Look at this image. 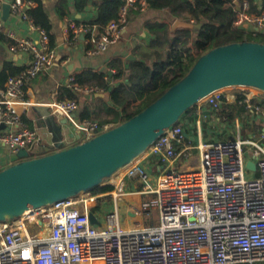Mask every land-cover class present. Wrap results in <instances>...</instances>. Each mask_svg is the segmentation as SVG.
I'll return each mask as SVG.
<instances>
[{
  "label": "built area",
  "instance_id": "2783aa9c",
  "mask_svg": "<svg viewBox=\"0 0 264 264\" xmlns=\"http://www.w3.org/2000/svg\"><path fill=\"white\" fill-rule=\"evenodd\" d=\"M7 2L0 0L3 32L2 9ZM147 3L125 0L118 17L102 32L96 25L75 23L64 31L75 38L83 37L91 54L99 56L122 39L130 26L131 11H142ZM10 6L18 15L24 1L13 0ZM235 12L236 27L253 36L264 32V8L258 12L245 0ZM22 21L28 37L16 41L10 50L27 55L28 65L10 75L5 89L0 90V140L16 159H7L0 171L17 163L21 150H26L30 158L41 157L84 143L112 127L95 120L81 121L79 103L71 99L47 105L54 116L72 124L74 133L70 137L57 140L53 132L42 135L24 124L19 107L30 105L24 87L53 68L56 52L46 31L36 26L30 15L22 12ZM69 84L77 94L89 97L104 90L98 85L81 86L75 76L69 78ZM237 90L243 92V103L250 112L248 125L255 117L264 123V107L258 105V100H264V92ZM229 95L231 98L208 96L205 105L215 113L230 99L236 104V96ZM190 118L185 115L169 128L127 169L111 192L100 193L103 197L110 195L112 202H105L97 210L110 206L114 209L102 218L95 209L94 214L69 199L1 222L0 264H264V129L256 134L246 129L238 117L229 124L212 116L209 129L217 128L215 135L224 133L229 139L202 142L198 169H170L193 149L195 141L186 132L192 123ZM154 161L164 164L156 174L152 171ZM250 161L256 164V172L247 168ZM247 172L254 176L248 177ZM126 180L139 187H126ZM122 204L128 206L125 208L132 221L120 216ZM136 218L140 220L139 228L133 222ZM144 218L149 224H144Z\"/></svg>",
  "mask_w": 264,
  "mask_h": 264
},
{
  "label": "water",
  "instance_id": "95a60500",
  "mask_svg": "<svg viewBox=\"0 0 264 264\" xmlns=\"http://www.w3.org/2000/svg\"><path fill=\"white\" fill-rule=\"evenodd\" d=\"M9 16L5 4L2 18L6 21ZM195 27L178 19L172 30ZM226 88L264 92L263 43L244 41L208 51L139 114L84 143L35 158L21 150L19 161L0 171V223L103 186L201 101ZM247 168L257 171L253 161Z\"/></svg>",
  "mask_w": 264,
  "mask_h": 264
},
{
  "label": "trees",
  "instance_id": "16d2710c",
  "mask_svg": "<svg viewBox=\"0 0 264 264\" xmlns=\"http://www.w3.org/2000/svg\"><path fill=\"white\" fill-rule=\"evenodd\" d=\"M36 4L30 17L36 26L43 28L50 39V46L55 47L58 41V33L55 31L50 18L49 8L45 0H23ZM80 1V0H78ZM243 0H148V4L153 10H165L173 18L188 23H194L195 29L172 30L168 25L153 23L148 26L151 33L156 36L153 43L155 48L149 53H144L135 61H130L127 69H119L116 78L119 83L109 88L107 81L109 75L84 71L76 76V81L81 86L98 85L106 86L108 93V103H104L103 110H93L92 113L83 109L80 114L81 121L93 120V116L98 117L101 112L105 113L107 119H101V125H120L151 105L162 96L172 85L180 81L190 70L199 57L208 51L244 41H255L264 44V32H259L255 38L234 25L236 20L235 7ZM125 0H102L97 3V17L89 23L96 25L100 32L106 25L118 17L120 8ZM79 5V2H78ZM59 16H66L67 12L63 5L57 7ZM197 28V29H196ZM0 44L12 46L15 41L9 38L0 30ZM181 54L184 61L178 60L176 55ZM22 70V69H21ZM21 70L12 72L11 62L3 64L0 72V90L5 89V85L10 75L17 74ZM236 96L235 105L216 111L214 115L220 120H225L232 124L238 117L245 128L251 132L261 134L263 127L259 118H253L252 125H248L250 115L246 105L243 103L244 96L240 90L233 91ZM79 94L72 89H60L59 99H79ZM253 103H257L253 100ZM258 105L264 107V100ZM195 106L186 116L190 117L196 111ZM206 123L204 127H206ZM163 166V163H160ZM113 187H98L91 192L94 194L108 193Z\"/></svg>",
  "mask_w": 264,
  "mask_h": 264
},
{
  "label": "crops",
  "instance_id": "0c3cea01",
  "mask_svg": "<svg viewBox=\"0 0 264 264\" xmlns=\"http://www.w3.org/2000/svg\"><path fill=\"white\" fill-rule=\"evenodd\" d=\"M7 1L8 2L5 4L10 7V16L6 21L2 18L5 26L4 34L16 42L28 37V29L22 21V12L31 15L32 11L36 8V4L31 1H24L23 8L19 9L18 15H15L10 6L13 0ZM45 1L49 8V15L53 22L54 29L58 33V41L53 48L56 52V63L52 69L42 72L31 83L25 85V100L27 103H30V105H21L19 107V112L21 113L23 122L27 127L37 129L42 135L47 132H53L54 137L57 140H64L74 133V128L67 120L54 116L47 105L53 101L61 100L59 99L60 89H71L69 78L71 76L76 77L84 71H92L106 75L108 74L109 80L107 81V84L109 88L116 86L120 81L119 78H116L119 69H127L130 61H135L140 58L142 54L149 53L155 49L152 45L156 36L150 32L148 26L153 23H162L168 25V27L172 29V25L177 19L173 18L165 10H153L147 3L142 11H131L130 26L117 45L110 47L106 52L99 56H93L91 54V47L86 44L83 37L75 38L74 34H66L64 30L71 23L84 25L93 22L97 17L96 5L102 0ZM249 1L252 8L254 10L258 9V12L260 9L264 8V0ZM241 3H237L235 9ZM59 5L65 7L67 12L66 16L58 15L56 9ZM12 35H14V38L11 37ZM10 49L11 46L0 44V72L2 71L5 62H11L12 72L14 73L28 65L29 58L27 55L21 53L15 54L14 52H11ZM176 58L181 61L185 60L181 54L176 55ZM102 88L104 90L100 95H94L92 97L85 95L79 96V119L83 109H87V112L90 113H92L93 110L101 111L103 110L104 103L109 102L106 86H102ZM225 97L231 98L230 95H226ZM227 102L228 105H235L234 101L231 99ZM212 114L214 115L212 110L205 104L199 105L198 108L196 107L195 113L190 116L192 117L190 118L192 123L186 130L187 136L191 138L192 141L193 139L194 141H196V139H202V126H204V121H212ZM96 119L97 117L93 116V120L98 121ZM261 125L264 129V123ZM211 131L212 132L207 131L206 127H203V132L205 134L207 132V138L209 140H212L210 135L215 134L214 132L217 131V128ZM182 158L185 157L183 156L179 158L176 164L170 166V169L175 168V166L181 162ZM7 159L15 160L16 158L13 159L8 147L0 140V168ZM162 167L163 166H161L160 163L158 165V163L154 161V168L152 171L157 173ZM120 179H116L115 177L111 179L110 182L105 183L102 187H115ZM126 187L139 186L134 181L126 180Z\"/></svg>",
  "mask_w": 264,
  "mask_h": 264
},
{
  "label": "rangeland",
  "instance_id": "374dc122",
  "mask_svg": "<svg viewBox=\"0 0 264 264\" xmlns=\"http://www.w3.org/2000/svg\"><path fill=\"white\" fill-rule=\"evenodd\" d=\"M248 36H252V37L255 38V36H253L251 34H248ZM235 90H237V89L236 88L227 89V90L223 91L222 93H219V94H217L215 96H221V95L222 96H225V95H228V94H232L233 91H235ZM206 101L207 100H204L200 104H205ZM198 107L199 106H197V108ZM212 116H215V115L212 114ZM210 118H211V116H210ZM100 119H107L106 114L103 113V112H101V115L98 116L96 120L100 121ZM110 124L113 127L117 126V125H114L113 123H110ZM206 124H207V127H206L207 131L212 132L209 129V127L211 125H213V123L211 121L207 120ZM203 127L204 126H202V139L201 140L200 139H196V141L192 144V148L193 149L190 150L188 152V154H187V158L186 157L185 158H182L181 159V162L178 163L177 166H175V169H177L179 171H190L192 169H198V167L201 164V148H200V144L202 142L203 143H209L212 140H222L223 137H224V139H229L223 133L220 136H219V134H217V135L212 134V135H210V138H212V140H209L207 138V135H208L207 132H206V134L203 132ZM222 128H223V126H222ZM220 129H221V126H219V131H220ZM246 174H247L248 177L254 176V173H251V172H247ZM110 180H106L104 182V184L110 182ZM127 191L130 192V189L128 188ZM72 202H74L80 208L91 209L92 211L95 209L97 211V207L103 206L105 202H109V204H110L112 202V197L110 195H107V196H104L103 197L102 195H100L98 193L97 194L96 193L94 194L93 192L90 191V192L83 193L80 196L74 198V200ZM122 206H124V205L122 204ZM125 207H128V206H124L122 209H120V214H121L122 217H123V215L125 213ZM95 213L96 212H94V214ZM157 217H158V213L154 214L155 223H157ZM137 220L140 221L139 218H136L135 219V221H137ZM128 222H129V220H128ZM144 224L145 225L149 224L148 220H145V218H144Z\"/></svg>",
  "mask_w": 264,
  "mask_h": 264
},
{
  "label": "bare ground",
  "instance_id": "6f19581e",
  "mask_svg": "<svg viewBox=\"0 0 264 264\" xmlns=\"http://www.w3.org/2000/svg\"><path fill=\"white\" fill-rule=\"evenodd\" d=\"M227 89H229V88L219 90V91L213 93L212 95H217V94L222 93L223 91H225V90H227ZM253 90H254V91H258V90H255V89H253ZM210 96H211V95H210ZM204 100H205V99H204ZM143 156H144V155H143ZM143 156H142V157H143ZM142 157H140V158H136V159H135L130 165H128V166H126L125 168H123L122 170L118 171V173H116V175H115L116 179H120V178H122V177L124 176L125 172L127 171V169H128L129 167H131L132 165H134L135 163H137ZM115 177H113V178H115ZM113 178H111V179H113ZM113 210H114V209H113V206H110V207H106V208H100V209H98V210H97V213H98V215L102 218L104 215H106V213L111 212V211H113ZM119 212H120V209H119ZM120 216H121V214H120ZM121 217H122V216H121ZM123 217L129 218V221H132V218H130V216L128 215V208H125V213H124ZM133 222H135V227L139 228V227L141 226L138 220H137V221L134 220Z\"/></svg>",
  "mask_w": 264,
  "mask_h": 264
}]
</instances>
